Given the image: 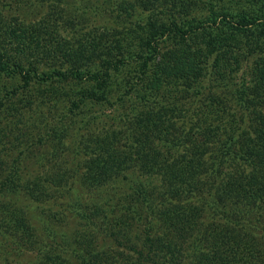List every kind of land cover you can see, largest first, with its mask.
Here are the masks:
<instances>
[{"label": "trees", "instance_id": "trees-1", "mask_svg": "<svg viewBox=\"0 0 264 264\" xmlns=\"http://www.w3.org/2000/svg\"><path fill=\"white\" fill-rule=\"evenodd\" d=\"M76 3L0 0L23 11L0 16V78L21 79L29 105L68 102L51 128L66 158L50 172L41 149L26 190L38 214L14 176L0 181V264H264V11L90 0L115 20L79 35ZM252 58L253 79L234 80ZM2 90L6 135L23 102L6 106ZM96 105L116 127L83 143Z\"/></svg>", "mask_w": 264, "mask_h": 264}, {"label": "rangeland", "instance_id": "rangeland-1", "mask_svg": "<svg viewBox=\"0 0 264 264\" xmlns=\"http://www.w3.org/2000/svg\"><path fill=\"white\" fill-rule=\"evenodd\" d=\"M77 4H79L80 7ZM197 5H200V7L198 8L196 7V10L202 8L203 2H200ZM88 6H91L90 0H77V3L75 4L74 8H76L79 11V14L81 15L82 19L78 20V24L76 25V31L71 29L70 33L79 31L78 33L79 35L81 34L86 35L92 25L96 27H101L105 22L111 21L112 17L114 19L113 14H109L107 12L101 13L102 8L100 7V5H99L100 9H98L97 12H92L90 9H87ZM222 6L228 8L230 11H244L247 15L253 13L260 15V13L264 11V0H217V7L220 8ZM18 12L19 13H17V11L14 12V10H10L7 13V11L1 9L0 16H3L4 13L23 15V11L20 10ZM199 12L201 13L206 11L199 10ZM124 14H130V13L124 12ZM143 18L146 19L148 17L147 15H144ZM127 19L129 21H132V16L131 15L127 16ZM257 34L260 33L256 31V33L253 32L252 34H249L250 35L249 39L252 41V39L256 38ZM241 44L249 46L247 42L242 40H241ZM245 61L246 59H243V61H241L242 67L240 70H242L243 68L244 69L242 73L239 70L240 72L234 74V80L240 79L241 75L246 76L249 79L253 77L252 73L249 74V70H251L252 72V70L254 69L255 67L253 65L254 60L253 58L252 60L248 59L246 65H245ZM21 82H22L21 79H19L18 77L16 79L9 78V76H2L0 78V87L3 89L2 95L4 96L3 104H5L6 106L7 105L12 106L14 104H17L18 102H23L22 104L20 103L21 106H19V109L17 111L18 114L21 117H23L22 121H19L16 127H14V124L11 125L12 131L10 132V127H9L7 129L6 135L0 134V155L5 154V156L2 157L0 156L1 162L3 163L0 167L1 168L0 170L2 171L1 173L2 175L0 176V181L7 174H9L10 177L12 176L15 177V179L18 181L17 183L19 184V190L21 191V194L19 196L20 198H23L21 199V201L31 205V209L27 214V217L30 218L31 216L38 214L37 213L38 209L34 207L35 204L32 205V203L26 201L28 200L26 197L28 196L26 190L27 189L30 190V188H28V185L33 184L34 180H37L36 178L40 176L39 169L35 164V158L38 152L41 149L48 148V146L50 147V149L48 150L50 154V159L48 162H45L47 164V168H51L50 172H56V169L59 168V166L62 164V158H66V156H63V154L57 151L60 150L56 148L59 146V144L54 141L56 140V137L54 136V132L51 131V128L54 127V125L56 124L57 126L60 125L61 124L60 122L63 121L62 118L59 119L60 114L64 111L62 110V108L65 107V105L68 102L64 101L63 103H60L59 108H55L54 106H52L50 107V110L46 108V105H49L48 103H44L45 107H43L42 105H39L37 107L35 106V103L29 105L28 102H26V100L22 99L21 97L22 95L25 94V92H27L23 90L22 87H20ZM33 92H34V88L31 91V93ZM223 101L228 102L225 99H223ZM102 106L104 107V105ZM99 107H100L99 105H96L95 107V112L97 113L99 112L98 118L91 122L93 123L92 126H88V127L84 126L82 129L83 135H80L78 137V139L83 140V143H85V138L88 139L89 136L91 138L92 137L96 138L98 134L103 133L105 130L113 129L114 127H116V125L111 123V119L109 118L110 115L108 113V110L111 109H108V107H106L108 110L101 111L100 109L102 107L101 108ZM32 108L33 110L31 111ZM77 109L78 108H73V111L67 114L70 117L69 119L72 118L73 114H79L80 111ZM1 116L2 115L0 112V117ZM62 116H64V113H62ZM76 116L78 115H74V117ZM10 118L8 119V117L5 116L3 117V120L8 119L9 121ZM49 121L51 122V124L49 123ZM33 122L35 124H33ZM44 124L46 125L44 126ZM4 126L6 125L4 124ZM28 126H30V128ZM53 153L57 155V156L55 155V158L51 157L54 156ZM70 156L71 155H68V157ZM261 161H262V157L258 155L254 159V163H252V167L256 168ZM254 173H257V171L254 170ZM92 197L100 201L102 199L104 200L105 198H107V194L103 192L100 195L93 194ZM8 199H11V195L10 197H8ZM45 219L47 221H51L50 218L49 219L45 218ZM58 226L59 225L56 226L57 231L60 230L59 227L62 228H64V226L66 227L65 224L63 226L62 225H60L59 227ZM136 242L142 244V235H139V239H136ZM122 248H124V246H118V249H122ZM127 250L129 252L128 248ZM130 253L134 254V252H130ZM31 255L34 258L36 256L35 253H31ZM27 258L30 259V254H27Z\"/></svg>", "mask_w": 264, "mask_h": 264}]
</instances>
